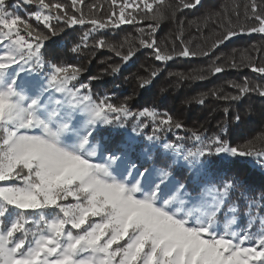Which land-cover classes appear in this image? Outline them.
<instances>
[{"label":"snow or ice","instance_id":"1","mask_svg":"<svg viewBox=\"0 0 264 264\" xmlns=\"http://www.w3.org/2000/svg\"><path fill=\"white\" fill-rule=\"evenodd\" d=\"M83 3L70 0V12L59 0H0V264H264V192L259 200L247 196L248 181L238 173L217 179L242 168L248 158L264 170V132L233 143L226 138V123L206 136L185 129L167 111H133L131 97L121 103L108 95L97 98L91 89L97 77L82 82L86 69L60 63L55 39L76 25H91L70 49L80 53L96 31L146 25L136 29L137 36L125 37L126 52L124 43L104 39L94 46L108 48L125 63L140 49H150L162 63L207 57L241 34H264L261 4L248 0L244 5L250 24L240 22L238 4L231 15L227 9L216 13L220 31L209 48L193 51L181 40L177 51L156 40L167 18L159 10L165 0H111L106 17L85 16ZM22 4L34 8L22 15ZM200 4L178 0L175 11ZM220 59L213 60L212 75L246 67L264 76V65L250 56L232 57L226 64L217 63ZM160 71L141 78L140 87ZM191 78L206 79L203 74ZM230 86L235 94L211 95L227 101L250 93L264 97V85L247 79ZM206 98L203 94L196 103ZM234 119L237 125L241 121L240 115ZM129 121H135L130 132ZM149 123L152 131L145 135ZM173 129L190 135L171 141L161 137ZM241 199L245 227L239 223Z\"/></svg>","mask_w":264,"mask_h":264},{"label":"trees","instance_id":"2","mask_svg":"<svg viewBox=\"0 0 264 264\" xmlns=\"http://www.w3.org/2000/svg\"><path fill=\"white\" fill-rule=\"evenodd\" d=\"M9 2L15 3L16 0ZM59 2L69 6V11H72L70 0H59ZM177 3L178 0H165V4L159 6V10L167 18L157 29L156 40L160 47L169 50L175 47L179 51L182 47L181 40L193 51L209 48L214 33L220 31L217 28L218 18L215 14H222L227 9L231 15L233 5L240 6V22L253 23V21H245L243 16L244 5L248 0H201V4L195 9L175 11ZM257 3L261 4V11H264V2L257 0ZM92 5H96V8L92 9ZM81 7L85 16L106 17L112 10L111 0H84ZM33 8L34 6L22 4L21 14L32 11ZM116 11L118 12L119 8H116ZM174 11L175 17L172 15ZM208 16L212 19L205 21V17ZM236 19L235 15H232L234 23ZM144 26L146 25L124 24L116 29L109 27L96 31L90 36L88 47L83 48L80 53H73L70 49L80 41V37L91 28V25H76L66 29V34L55 38L59 45V62L75 64L86 69L80 78L82 82L87 83L89 77H97L96 80L91 81V89L95 97L108 95L114 103H121L131 97L128 103L133 111L144 107H155L161 112L167 111L174 119L183 122L187 130H195L211 136L219 131V126L226 123L230 130V135L226 138L233 143H243L264 132V97L250 93L240 101H227L211 95L213 91L221 95L235 94L236 90L230 86V83H242L245 79L253 85H264V76L246 67L239 69L227 67L224 72L215 75L209 70L216 57H221L217 63L226 64L232 57L239 61L242 55H247L257 66L264 65V34H241L221 45L210 56L177 57L167 63L156 61L150 49H140L125 63L108 48L94 46L98 39L119 46L124 43L126 36L129 34L137 36L136 29ZM181 32L182 36L178 39V34ZM127 49L128 44L124 43L123 51L126 52ZM114 67H119V71L114 73L112 71ZM156 69L161 70L159 75L152 79L151 84L141 88V78H149L151 71ZM198 74H203L206 79L201 81L191 78ZM203 94H207L205 103L202 105L196 103ZM225 108L228 109V114L225 113ZM236 115L241 117L238 125L234 119ZM133 123L135 121L128 122L129 132ZM185 129H173L172 132H164L160 135L163 139L171 141L175 140L177 135L184 137L190 135ZM151 131L152 125L149 123L144 134H151ZM184 143L187 147L192 146L189 140H185ZM250 160L257 165V168L251 165ZM262 171L264 170L259 161L248 158L242 168H233L221 173L217 179L227 180L238 173L240 179L248 181L249 190L246 195L255 196L259 200L260 194L264 192ZM238 197L239 192L233 194L234 199ZM239 202L241 205L239 222L243 223L245 201L241 199Z\"/></svg>","mask_w":264,"mask_h":264},{"label":"rangeland","instance_id":"3","mask_svg":"<svg viewBox=\"0 0 264 264\" xmlns=\"http://www.w3.org/2000/svg\"><path fill=\"white\" fill-rule=\"evenodd\" d=\"M250 163H251V165H254L255 168H257V165L253 161L250 160ZM244 217H245V219H244L243 223L239 222L241 227H245L247 225L246 216H244Z\"/></svg>","mask_w":264,"mask_h":264}]
</instances>
